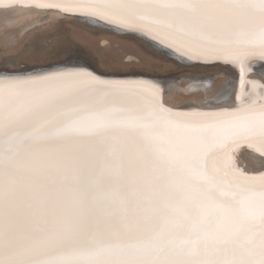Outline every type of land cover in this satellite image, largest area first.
Returning a JSON list of instances; mask_svg holds the SVG:
<instances>
[{
    "label": "snow or ice",
    "instance_id": "obj_1",
    "mask_svg": "<svg viewBox=\"0 0 264 264\" xmlns=\"http://www.w3.org/2000/svg\"><path fill=\"white\" fill-rule=\"evenodd\" d=\"M34 6L231 65L240 91L235 106H169L140 74L0 67V264H264V172L232 156L241 144L264 156V96L244 91L264 61V0Z\"/></svg>",
    "mask_w": 264,
    "mask_h": 264
},
{
    "label": "rangeland",
    "instance_id": "obj_2",
    "mask_svg": "<svg viewBox=\"0 0 264 264\" xmlns=\"http://www.w3.org/2000/svg\"><path fill=\"white\" fill-rule=\"evenodd\" d=\"M5 32L8 33V37L4 36ZM106 37L112 40L113 44L105 49L101 41L103 37L98 34L97 29L89 28L75 15H63L56 19L42 20L36 23L35 28L27 34L16 33L13 28L0 30V67L6 66L15 71H32L37 67L42 69L47 66H55L78 57L90 62L91 67L100 72L122 74L141 72L160 77L174 75L181 78L178 83L182 86L186 84L185 78L187 77L210 75L211 80L214 81V89L218 90L227 80V76L214 71L215 64H206L208 65L206 67H210L209 70L199 72L195 71L193 67L202 62H191L190 66L181 67L183 65L181 62L162 61L150 53L141 51L138 53L140 48L136 41H125L120 33H107ZM37 42L42 46L51 43L55 51L51 53L41 51L33 55L32 46ZM117 42L119 45L114 44ZM123 49L137 53L143 63L139 64L136 61L127 64L123 57ZM5 59L8 60L6 65L4 64ZM248 75L250 76V74ZM180 95L183 96L182 100L180 96L176 98L181 102L196 101L190 97L194 96L193 94L181 93ZM200 99L198 98V101Z\"/></svg>",
    "mask_w": 264,
    "mask_h": 264
},
{
    "label": "bare ground",
    "instance_id": "obj_3",
    "mask_svg": "<svg viewBox=\"0 0 264 264\" xmlns=\"http://www.w3.org/2000/svg\"><path fill=\"white\" fill-rule=\"evenodd\" d=\"M63 15L76 16L79 14H64L57 9H38L34 6V0H16L15 5L10 9L5 10L3 7H0V30L13 28L15 29L16 33L27 34L29 31L35 28L36 23L42 20L56 19ZM78 19L89 28L97 29L98 34L103 37L101 41L103 43L102 46L105 47V49L109 46H112L113 44V41L109 40L106 37V34H110L113 32L118 34L120 33L122 39L125 41L135 40L136 44H138L140 48V50H138V53L140 51L147 52L162 61H175L177 63L181 62L183 64L181 65V67L190 66L189 63L191 62H197L189 61L186 57L175 52L174 49H170L166 45L160 44L158 41H153L150 37L141 34L136 35L129 32L117 31L115 27L107 25L105 22H99L100 26L93 27L90 26V24L87 22L88 18H85L86 20L81 18ZM104 29L107 31H105ZM4 36L8 37V33L5 32ZM114 44L119 45L118 42ZM122 52L124 53L123 57L126 59L125 62L127 64H132L136 61H138L139 64L143 63V60H141L140 56H138L137 53L127 51L125 49H123ZM202 63L197 64L198 66H194V70L199 72L209 70L210 67H206L208 66L206 64L210 63ZM213 64L216 65V67L213 68L215 72H219L227 76L226 82L218 90H216V88L214 89V81L211 80L210 75L202 77H187L185 78L186 84L182 86L178 83V80H181V78L174 75L160 77L156 75H151L149 73H132L140 74L143 79L155 82L159 86H161L162 89L166 92L165 99L169 101V106H175L178 102L181 104L184 102H181V100L183 99V96L180 95L181 93L193 94L194 96L190 97H192L191 99H194L196 101H198V98H201L200 101L204 102L205 106H217L224 104H228L229 106H235L236 103H238L235 101V96L240 91V86H238L237 88V82L239 79L238 69L231 65L226 66L227 64ZM76 65H85L91 67L90 62L77 57L56 64L55 66H47L39 70L54 71L61 67L71 68ZM261 65H264V61L258 62L255 68L251 67V69L248 70L246 73V83L244 88L246 97L254 95L252 89L253 82L258 85L255 91L261 96H264V68H262ZM252 71L254 72L252 73ZM248 74H250V76ZM255 79H257V81ZM178 96L181 97V100L176 98ZM232 156L234 158V166L237 169L246 173L248 172V174H259L261 172H264V156L256 152L254 149L249 148L247 144H241L237 149L232 152Z\"/></svg>",
    "mask_w": 264,
    "mask_h": 264
},
{
    "label": "water",
    "instance_id": "obj_4",
    "mask_svg": "<svg viewBox=\"0 0 264 264\" xmlns=\"http://www.w3.org/2000/svg\"><path fill=\"white\" fill-rule=\"evenodd\" d=\"M75 17L86 20L85 18L80 17L79 15H76ZM129 33H130V32H129ZM132 34H136V33H132ZM136 35H137V34H136ZM210 64H213V63H210ZM216 64H218V63H216ZM220 64H224V63H220ZM257 64H258V62H253V66H252V67H255ZM226 66H229V65H226ZM91 68H93V67H91ZM93 69H95V68H93ZM95 70H96V69H95ZM97 71H98V70H97ZM98 72H100V71H98Z\"/></svg>",
    "mask_w": 264,
    "mask_h": 264
}]
</instances>
